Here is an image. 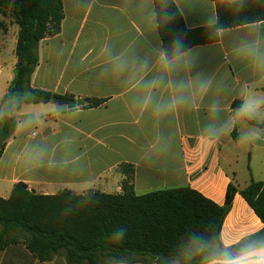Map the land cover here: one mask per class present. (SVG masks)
<instances>
[{"label": "crops", "instance_id": "crops-1", "mask_svg": "<svg viewBox=\"0 0 264 264\" xmlns=\"http://www.w3.org/2000/svg\"><path fill=\"white\" fill-rule=\"evenodd\" d=\"M174 2L188 29L217 22L211 0ZM62 7L60 31L39 43L30 85L76 103L25 104L14 113L0 196L20 182L40 195L122 194L130 173L138 196L190 186L223 205L240 146L251 142L264 154V21L222 30L218 42L168 60L153 0H62ZM18 30L13 38L0 31V102L14 78ZM262 228L237 194L221 239L230 246ZM213 262L264 264V248ZM0 264L68 263L41 262L18 243L0 250Z\"/></svg>", "mask_w": 264, "mask_h": 264}, {"label": "trees", "instance_id": "trees-1", "mask_svg": "<svg viewBox=\"0 0 264 264\" xmlns=\"http://www.w3.org/2000/svg\"><path fill=\"white\" fill-rule=\"evenodd\" d=\"M153 1L168 60L196 46L218 42L222 30L264 21V0H211L216 24L188 29L174 0ZM11 4L19 28L17 63L0 102V159L16 130L13 115L22 105L52 102L72 108L76 103L73 95L30 85L39 63L40 41L60 31L62 0H0V14L6 16ZM3 26L0 22V29L6 30ZM122 188V194L90 190L82 195L70 191L40 195L22 182L15 184L9 198L0 196V250L21 243L41 262L63 256L68 264H103L105 259L114 263L208 264L264 248V181L252 180L243 189L230 182L223 205L190 186L138 196L130 173ZM237 194L263 228L225 246L222 228Z\"/></svg>", "mask_w": 264, "mask_h": 264}, {"label": "rangeland", "instance_id": "rangeland-1", "mask_svg": "<svg viewBox=\"0 0 264 264\" xmlns=\"http://www.w3.org/2000/svg\"><path fill=\"white\" fill-rule=\"evenodd\" d=\"M0 22L3 23L4 28L0 29L1 32H9L10 37L13 38L17 34L18 26L15 21V16L12 12V4L9 6L7 10V15L3 16L0 14ZM250 143H244L240 146L239 157L236 167L231 170H235L236 178L235 185L246 187L251 181H264V154L258 152L256 149H252L250 147ZM247 232H241V235ZM14 237H18L17 234L13 235ZM109 260V259H105Z\"/></svg>", "mask_w": 264, "mask_h": 264}, {"label": "clouds", "instance_id": "clouds-1", "mask_svg": "<svg viewBox=\"0 0 264 264\" xmlns=\"http://www.w3.org/2000/svg\"><path fill=\"white\" fill-rule=\"evenodd\" d=\"M248 110H250L249 106L246 105L244 111H248ZM213 264H217V262H213Z\"/></svg>", "mask_w": 264, "mask_h": 264}, {"label": "water", "instance_id": "water-1", "mask_svg": "<svg viewBox=\"0 0 264 264\" xmlns=\"http://www.w3.org/2000/svg\"><path fill=\"white\" fill-rule=\"evenodd\" d=\"M80 102H81V101H80V100H78V105L80 104Z\"/></svg>", "mask_w": 264, "mask_h": 264}]
</instances>
